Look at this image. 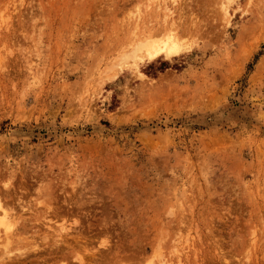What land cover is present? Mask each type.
Listing matches in <instances>:
<instances>
[{"label":"rangeland","instance_id":"374dc122","mask_svg":"<svg viewBox=\"0 0 264 264\" xmlns=\"http://www.w3.org/2000/svg\"><path fill=\"white\" fill-rule=\"evenodd\" d=\"M161 1L0 0V264H264V0Z\"/></svg>","mask_w":264,"mask_h":264},{"label":"bare ground","instance_id":"6f19581e","mask_svg":"<svg viewBox=\"0 0 264 264\" xmlns=\"http://www.w3.org/2000/svg\"><path fill=\"white\" fill-rule=\"evenodd\" d=\"M176 1L177 0H172L171 3H175ZM161 2L163 4L165 3L163 1H161ZM159 4H160V2H159ZM163 4H162V7H163ZM165 9H167V8H165ZM170 14H172V11L168 10V13H166L165 15L168 16ZM171 31H172V29L168 30L167 32H164L161 35L152 34V35H149L148 37H145V38L133 43V45H132L133 49L131 51V54L124 55L125 61H128V60H126L127 57H133L131 59L135 60V58H137L139 56L140 57H142V56L146 57L147 56V57H150V59H151L152 57H157V56H160L162 54H165L168 57V56H171V55L178 53L179 51L182 50V44L183 43H181V41L178 39L179 36L176 35L177 36L176 37L174 35L175 33L173 34V32L175 30H173V32H171ZM182 42H184V41H182ZM140 57L138 59H140ZM138 59H136V60H138ZM9 224L10 223L6 220L5 214L4 215L0 214V226L2 225L3 227L5 226V228L7 227L8 229H11V228H9V226L11 227V224L10 225ZM63 229L67 230L66 227H64ZM156 256L157 255L154 254L152 257H149L148 259L145 260L144 264H153L154 258ZM160 263L161 264H171V263L166 262L164 260L160 261ZM141 264H143V263H141Z\"/></svg>","mask_w":264,"mask_h":264}]
</instances>
